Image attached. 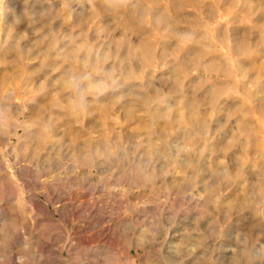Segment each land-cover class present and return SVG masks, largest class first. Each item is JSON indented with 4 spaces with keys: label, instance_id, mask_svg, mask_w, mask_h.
<instances>
[{
    "label": "rangeland",
    "instance_id": "374dc122",
    "mask_svg": "<svg viewBox=\"0 0 264 264\" xmlns=\"http://www.w3.org/2000/svg\"><path fill=\"white\" fill-rule=\"evenodd\" d=\"M0 264H264V0H0Z\"/></svg>",
    "mask_w": 264,
    "mask_h": 264
}]
</instances>
